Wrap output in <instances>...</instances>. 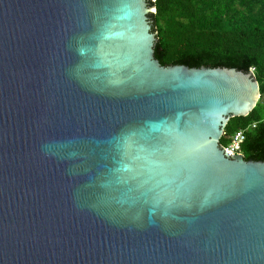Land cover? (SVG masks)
<instances>
[{
  "label": "water",
  "instance_id": "water-1",
  "mask_svg": "<svg viewBox=\"0 0 264 264\" xmlns=\"http://www.w3.org/2000/svg\"><path fill=\"white\" fill-rule=\"evenodd\" d=\"M149 1L0 0V264H264L256 76L162 66Z\"/></svg>",
  "mask_w": 264,
  "mask_h": 264
},
{
  "label": "trees",
  "instance_id": "trees-1",
  "mask_svg": "<svg viewBox=\"0 0 264 264\" xmlns=\"http://www.w3.org/2000/svg\"><path fill=\"white\" fill-rule=\"evenodd\" d=\"M157 33L155 59L162 66L255 70L261 99L246 117L232 118L220 141L254 123L242 152L245 160L264 161V0H150Z\"/></svg>",
  "mask_w": 264,
  "mask_h": 264
},
{
  "label": "built area",
  "instance_id": "built-area-1",
  "mask_svg": "<svg viewBox=\"0 0 264 264\" xmlns=\"http://www.w3.org/2000/svg\"><path fill=\"white\" fill-rule=\"evenodd\" d=\"M251 71L255 74L254 69H252ZM256 127L257 124L254 123L252 126L248 127L247 129L240 130L233 136L231 143L223 148L230 154L243 155L242 147L244 142L246 141L247 135L249 132L253 131Z\"/></svg>",
  "mask_w": 264,
  "mask_h": 264
}]
</instances>
